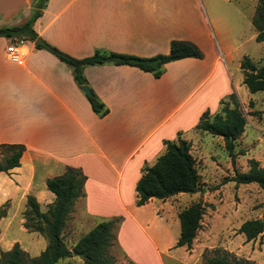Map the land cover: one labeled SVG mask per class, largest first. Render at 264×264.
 <instances>
[{"label": "crops", "instance_id": "0c3cea01", "mask_svg": "<svg viewBox=\"0 0 264 264\" xmlns=\"http://www.w3.org/2000/svg\"><path fill=\"white\" fill-rule=\"evenodd\" d=\"M33 1L0 0V26L24 21ZM245 1L250 9H242L251 25L256 0ZM212 17L217 19L218 11ZM32 28L41 39L75 58L96 48L148 57L167 53L173 39L193 42L202 57L166 62L158 77L128 64L84 66L88 86L108 109L98 117L64 63L29 40L18 43L20 61L11 62L4 48L14 39L0 36V143L24 146L19 165L0 172V203H24L31 195L44 211L54 198L44 180L68 165L85 175L83 194L74 201L61 230L68 247L98 221L118 216L115 244L109 249L116 264H202V255H212L216 249L264 264V257L253 255L250 246L262 238L263 230L245 241L237 228L249 219L247 215L229 221L216 207L221 202L220 182L226 176L245 171L248 159L264 166V135L258 133L248 143L250 134L243 127L231 162L220 136L208 133L211 143L203 147L200 136L207 132L195 128L204 110L218 112L220 100L231 91L237 94L243 85L242 74L235 82L230 78V45L220 32L214 40L201 1L46 0ZM254 35L255 31L250 37ZM234 67L239 69L238 62ZM249 98L248 94L244 99L236 97L238 103ZM247 121L250 127L264 130L259 119ZM177 135L189 142L199 190L136 205L134 185L142 167L164 150L163 140ZM215 147L226 153L223 166ZM252 183H239L241 188H236L241 195L252 196L247 206V213L254 214L250 219L261 216L253 206L258 185ZM199 199L200 225L189 246L177 245V213ZM16 214L8 210L0 218V251L16 242L29 256L38 255L45 240L27 231ZM66 263L82 264V259L72 254L56 264Z\"/></svg>", "mask_w": 264, "mask_h": 264}, {"label": "trees", "instance_id": "16d2710c", "mask_svg": "<svg viewBox=\"0 0 264 264\" xmlns=\"http://www.w3.org/2000/svg\"><path fill=\"white\" fill-rule=\"evenodd\" d=\"M46 0H42V6ZM41 6V8H42ZM41 8L32 7L30 14L20 24L0 26V36L20 41H33L38 35L32 28L34 19L39 16ZM251 25L255 31L254 40L264 43V0H257L251 16ZM42 44L34 45L50 52L64 63L71 72L77 87L87 86L83 92L90 109L98 117L104 116L108 109L98 99L94 91L88 86L82 74L86 65L104 63L128 64L149 72L154 77L160 76L164 70V63L184 58H201L202 51L188 40L173 39L169 42L167 53H157L148 57L108 51L96 48L88 56L75 58L54 45L42 39ZM264 57V52H263ZM242 73L241 83L249 93L264 89V64L256 65L247 55H242L238 62ZM229 102H223L219 112L210 114L204 110L195 124V128L211 135L220 136L224 149L233 162L234 143L243 131L245 116L239 108L235 93L231 92ZM248 103H251L250 101ZM231 104V106H229ZM264 113V107L254 113ZM164 150L150 165H144L140 176L135 182V204L141 205L149 198L163 199L179 192L194 193L199 190L198 174L195 160L189 152V142L179 135L174 140H163ZM24 149L20 143H0V172L19 165V158ZM248 168L243 172L235 171L231 177L235 184L254 182L264 191V166H260L254 159L247 160ZM85 175L80 169L65 166L63 171L44 180L45 187L54 198L47 204L44 211H40L38 202L31 195L25 198V208L22 212V226L27 231H35L45 240L44 248L36 256H29L14 242L12 246L0 251V264H56L57 261L70 257L73 252L81 254L82 264H116L109 253L115 244L114 227L120 217H112L98 221L87 232L81 235L70 247L64 242L61 230L72 209L73 203L83 194ZM203 212L201 200L192 202L177 213L179 221V236L177 245L189 246L199 227ZM4 206H0V218L5 216ZM264 228V206L261 216L246 219L237 228L244 235L245 241L254 239ZM135 264V263H128ZM202 264H254L252 261L237 257L224 250L216 249L212 255H202Z\"/></svg>", "mask_w": 264, "mask_h": 264}, {"label": "rangeland", "instance_id": "374dc122", "mask_svg": "<svg viewBox=\"0 0 264 264\" xmlns=\"http://www.w3.org/2000/svg\"><path fill=\"white\" fill-rule=\"evenodd\" d=\"M200 1L204 12L207 18L209 19V22H211V31L214 40L215 41L217 40L218 32H220L223 34L224 38L226 39V42L230 45L233 59L231 62H228V69L231 73L230 78L232 79L233 82H235L237 78L242 74L239 69L234 67L235 63L239 62L242 55H247L256 65L264 64V57H263L264 43L256 42L253 38L250 37L251 33L254 30L251 28L250 23L247 21V18L244 15L245 12L243 9L247 11L248 9H250L248 8V4L246 3L245 0H200ZM37 2L38 0H34L32 3V7H35ZM256 4H257V0H256ZM214 10L218 11L219 17L217 19H213L212 17ZM241 86L242 89H240L238 93L235 94V97H237L238 95L240 99H244L245 94H248L250 98L245 99L241 103L239 102V108L241 109L247 120L259 119L260 122L258 124L260 125V127L264 129V113H260V112L258 114L254 113L256 111L261 110L264 107V89L253 93H249L247 89L244 87V85ZM226 98L227 99L223 100V102H229L227 100H231V97L227 96ZM249 101L251 103H248ZM247 120L244 124V128L248 132V134H250L248 143H252V141L255 140L256 135L258 133L264 135V130H258V129L256 130L250 127V125L247 124L248 123ZM210 136L211 135H209L208 133H204L202 136H200L199 141L201 142L203 147L209 146V144L211 143L209 141ZM215 151L218 154L217 159L220 160L219 162L220 165L223 166L224 163L223 160L226 159V153L221 148L218 147H215ZM221 166H218L217 169L218 170L221 169ZM226 178H228V176L225 177V180H222L220 182L221 202L216 203V207L218 208V210L222 211L225 214L224 217L227 218L229 221L240 219V217H246V215L249 219L252 218L254 214L250 215L247 213L248 210L247 206L249 204V201L252 199V196H250L247 193L244 196L241 195V189L239 191L236 190L239 184H235L233 180ZM252 184L255 186L254 183ZM239 186H240L239 188H241L242 185ZM258 188L256 190V196L253 206L256 209L255 210L256 214L261 215V210L264 206V193L261 189ZM237 195H241V196H237ZM1 205L4 206L6 213L8 210H12V211L15 210L17 214H19L22 217V212L25 208V202L12 204L10 203V201L5 200L2 203H0V206ZM14 217L15 216L13 215V219L16 221L17 217L16 218ZM219 237L224 238L223 235H220ZM250 246L254 251L253 255L260 254L264 257V228H263L262 238L257 237L255 242ZM116 253L118 254L117 250ZM66 264H72V263H66Z\"/></svg>", "mask_w": 264, "mask_h": 264}, {"label": "built area", "instance_id": "2783aa9c", "mask_svg": "<svg viewBox=\"0 0 264 264\" xmlns=\"http://www.w3.org/2000/svg\"><path fill=\"white\" fill-rule=\"evenodd\" d=\"M20 40H14L13 42H10L7 44L4 48V53L7 57V59L11 62H19L20 56H19V50H18V43Z\"/></svg>", "mask_w": 264, "mask_h": 264}, {"label": "water", "instance_id": "95a60500", "mask_svg": "<svg viewBox=\"0 0 264 264\" xmlns=\"http://www.w3.org/2000/svg\"><path fill=\"white\" fill-rule=\"evenodd\" d=\"M41 6H42V0H38L37 4L35 5V8L40 9ZM33 42L36 43V44H42V43H43V42H42V39H41L39 36H37V37L33 40ZM79 89H80L82 92H87V91H88V88H87V86H85V85L80 86ZM72 254H73V255H77V256H81V254H77V253H75V252H73Z\"/></svg>", "mask_w": 264, "mask_h": 264}]
</instances>
